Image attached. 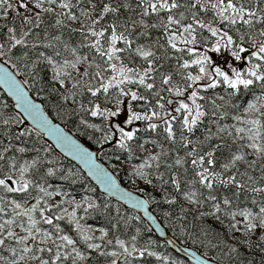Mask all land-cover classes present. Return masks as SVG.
I'll list each match as a JSON object with an SVG mask.
<instances>
[{
    "label": "snow or ice",
    "instance_id": "6c2138e0",
    "mask_svg": "<svg viewBox=\"0 0 264 264\" xmlns=\"http://www.w3.org/2000/svg\"><path fill=\"white\" fill-rule=\"evenodd\" d=\"M45 2L55 6L58 0H35L33 6L39 11L34 15L24 16L19 31L15 27L0 25V30L6 28L5 38L0 42V58L6 57L5 63H12L15 57L17 61H24L26 67L31 65L29 75L33 82H36L41 72H44V79L50 78L59 86L52 89L58 98L76 105L68 109L69 114L78 116L80 125L85 128L101 133L98 142L102 145L112 143L114 147L130 151L129 142L134 141L140 129H129V126L137 121H148L146 130L152 132L162 127L167 134L166 139L175 144L177 133L173 129V124L179 122L181 147L189 149V146H192L186 155L192 158L191 165L197 170L195 171L197 182L209 190L203 200L196 198V192L184 193V196L189 203L198 206L205 201L213 202V210L208 213L201 212L202 217L209 215L216 220L221 219L217 215L221 212V206L217 202V196L213 194L216 185L234 186L237 190L234 192L236 196L246 190L264 194V187L248 188V182L255 183V181L251 175H247V170L240 173L237 169L227 178H224L221 172L214 170L216 153L227 147L220 136L225 132L233 144H237V150L231 155L229 162L222 165L225 171L235 167L240 161L245 162L248 168H255L257 160L264 159V143L261 142L264 141V0H121L116 4L111 0H59L58 7L66 10L62 13H55L54 7H44ZM8 8H11L8 0H0V10L6 14ZM20 8L31 12L28 3L21 2L17 8L18 16ZM185 11L191 16L190 22L187 23ZM41 12L54 14L57 17L62 15L63 19H55L54 26L67 29L69 38L72 34L78 33L81 37L79 47H69V43L65 41L61 50L49 43L43 46L46 49L51 48V54L40 51L36 52L33 58L30 52L40 47L39 34L33 33V29H39L43 23ZM162 12H166V16H161ZM201 12H212V19H201L199 17ZM106 17L111 19L106 21ZM217 22L220 26L214 27L213 24ZM76 23L79 27L72 26ZM137 29H140L138 35L141 37L151 35L149 29H162L161 35L165 37V43H161L157 38L155 44L164 49L163 53L157 55L150 46L144 44L136 45L133 49L135 39L130 37L137 32ZM204 30L214 38L210 46L209 38L203 36ZM30 35L33 36L31 40L28 39ZM53 39L57 43L61 42L59 35ZM118 42H122L124 47H118ZM200 45L204 46L203 49ZM81 48H87L89 52L81 54ZM133 50L146 62V66L132 68L124 63L121 53H131ZM66 52L70 53L72 59L65 57ZM209 53L218 56L214 58ZM224 53L228 55L225 56ZM185 55L189 58L185 59ZM171 60H175V66L169 65L165 69V64ZM84 65L86 67H83V70L78 67ZM15 66L13 64V67ZM193 66L195 72L188 71ZM49 68L52 70L51 73L47 71ZM0 72L3 73L4 83H10L14 87L16 106L22 110L23 116L31 118L35 125L34 129L25 128L13 133L12 126L22 124L24 120L20 114L10 115L4 119V108L7 105L0 103V135L9 139L5 144L4 139L0 138V264H86L89 255L78 246L80 241H83L87 250L106 259L111 258L110 264H117V261L129 264L128 257L135 252H139L142 257L145 254L155 255L147 249H137L134 244L130 249L125 246V241L119 238L115 243L122 251H108V246L113 243L111 239L105 240L108 231L99 229L101 234L96 237L92 234L94 229L85 228L81 223L83 217H77L76 209L82 207L80 203H76L71 212L67 208H62L66 200L50 205L46 198L58 193L48 191L38 182L25 179V174L30 169L37 168L40 161L32 159L30 162L24 161L23 164H18L14 153L28 151V148L23 146V137L31 136L33 132L37 135L40 133L48 135V132L35 122L37 118L41 122L47 121L57 136L70 142L78 151L82 150L81 155L96 164L93 159L94 154L48 120L40 106L29 98L25 91V82L18 81L14 73L2 65ZM157 75L159 84H157ZM177 76L178 80L175 79ZM222 84L227 86L228 100L224 96L209 97L201 94L215 90ZM124 85L142 87L147 95L125 88ZM110 89H114L115 92L110 93ZM257 90L259 95H255ZM165 92L168 94L167 97L162 95ZM244 93L248 95L245 96ZM101 94L105 95V101L111 103L112 107L96 102ZM88 96L91 98L87 99ZM110 96H114V100H110ZM253 96L254 98H250ZM241 97L245 101L243 114L233 117L236 124L221 126L218 121L227 115L225 105L232 100V106L238 108L239 105L235 101L240 100ZM85 99H87L86 103ZM137 101L143 102L142 107H146L147 110L143 112L133 110L132 102ZM173 105L175 107H172ZM88 115L102 118V124L90 123L85 118ZM244 116L252 118L244 119ZM206 117L212 118V123L216 125V133H213L211 128H207L204 140L193 141L189 138L190 135H194L204 124ZM238 124L245 126H237ZM213 136H216L219 142L209 143ZM13 138L20 141L22 146L17 147L12 142ZM244 141L247 142L238 143ZM205 144H208V149L201 152ZM140 147L142 148L143 145ZM244 148L251 149L256 159L246 160V155L241 151ZM44 151L47 152L48 148L45 147ZM148 159L157 162L159 168L161 159L159 154L150 155ZM183 162L177 157L174 163L182 165ZM167 167L171 169L174 165L169 164ZM260 168L264 171V164H261ZM53 174L54 170L49 168L47 175ZM104 175L108 180L107 189L111 193L127 196L132 200L130 195L118 188L106 171ZM158 179L163 184L169 183V180L164 179L163 174H158ZM171 184L178 192L181 190L180 180L175 173L172 174ZM31 188H38L43 195L37 196L36 202L30 207H25L17 202L15 196L20 194L21 199H30ZM8 194L13 198L6 199ZM84 203L87 204L84 208L85 214L89 209L99 207L88 197H84ZM135 203L137 206H142L140 201ZM168 203L174 204L176 201L171 199ZM230 203L227 198L223 200L224 205ZM260 203L264 205V200ZM104 207L108 208V205L105 204ZM53 209H57L58 212H54ZM34 214H38V218ZM236 215V212L231 213L233 219ZM239 215L247 220L245 231L249 236L237 243L251 251H241L239 247L227 245L222 255L227 257L229 264H245L244 256L252 255L257 250L264 252V206L259 207L255 215L248 210H241ZM6 216L9 218H5ZM65 219L70 230L71 226H74L79 240L74 239L61 227L59 222ZM42 225L50 226V230ZM112 227H118V222ZM231 227L235 231H240L236 224H232ZM254 232L257 236L255 243L251 241V234ZM233 239H236L235 236ZM96 240L104 243L94 242ZM135 240L136 237L133 236L132 241ZM261 262L264 264V257L261 258ZM196 264H205V262L197 258ZM247 264L254 262L249 260Z\"/></svg>",
    "mask_w": 264,
    "mask_h": 264
},
{
    "label": "trees",
    "instance_id": "16d2710c",
    "mask_svg": "<svg viewBox=\"0 0 264 264\" xmlns=\"http://www.w3.org/2000/svg\"><path fill=\"white\" fill-rule=\"evenodd\" d=\"M112 3H120L121 0H111ZM139 11V9H137ZM182 11H184L182 9ZM55 12V11H54ZM36 11H26V13H20L17 15V10H15L8 18L0 16V25H7L10 27H15L18 31L20 26L23 24V17L26 15H34ZM56 13V12H55ZM166 12H162L161 16H166ZM0 15H4V12H1ZM95 15V13H94ZM131 15V14H130ZM186 20L185 22H190L191 16L190 13L185 11ZM213 16L212 12L199 13V17L205 20H211ZM41 17L43 23L39 29H33V33L39 34L40 47L36 50L30 52L33 58H35L36 52L43 51L46 54H51V48H45L43 45L52 43L57 48L62 50L63 42H68L69 47H79L81 37L78 33L72 34L69 38V33L67 29L57 28L54 26L55 19L63 17L55 16L54 14H45L41 12ZM111 18L106 17V21H109ZM153 22H155V16H153ZM123 18L121 19V23ZM70 23V22H69ZM105 23V22H102ZM73 27H79L75 24H72ZM214 27H219V23L213 24ZM122 30V29H121ZM140 29H137V32L134 33L130 39H135L136 45L144 44L150 46L157 55H161L164 51L163 48H160L159 45L155 44L157 38L160 39L161 43H165V37L161 35L162 29H149L151 35L139 36L138 32ZM6 34V28L0 30V42L3 41ZM232 34V33H230ZM61 36V42L57 43L53 37ZM203 36L209 38V46L214 42V38H211L210 33L206 30L203 32ZM28 39H33V36H29ZM118 47H124L122 42H118ZM203 49V45H200ZM15 51V50H13ZM171 51V50H170ZM89 49L81 48L80 53H88ZM94 55V52L92 53ZM65 57L72 59L70 53H64ZM214 58H217L218 54L209 53ZM227 56V53H224ZM122 59L128 67L132 68H143L146 66V62L138 55L135 54L134 50L131 53L125 52L121 53ZM185 59L189 57L185 55ZM7 58H0V61L8 65L11 70L17 75V77L25 82L24 85L28 88L29 92L41 103L43 104L45 110L50 114V116L63 124L69 131L79 137L84 143L94 148H101L99 150V158L102 160L118 177L120 182L128 187L129 189L142 194L147 199L151 211L161 222V224L166 228L167 232L173 236L180 243L187 245L191 248L196 249L204 256L209 257L221 264H229L226 256L222 255L225 247L227 245H232L241 248V251H251V249H245L241 244L237 243L238 239H233L236 232L232 229L231 225L236 224L240 231L244 230L245 227L240 220L237 219V215L241 210H248L255 213L258 212L259 207L264 206L260 203L261 200H264V194H256L251 191H244L239 196L234 195V192L237 190L234 186H222L216 185L213 191V194L217 196V202L220 203L221 212L217 213L221 217L220 220H216L214 217L205 215L201 216V212H211L212 203L210 201H205L201 205L191 204L185 198L184 193L196 192V198L203 200V197L208 195L209 190L203 188L197 181L198 177L195 176V171L191 165V157L186 155V152L192 147L189 146V149H184L181 147L179 140V122L173 124V129L177 133V142L175 144L171 143L166 139V133L163 131V128H159L156 132L146 130V125L148 121H137L133 125L129 126L131 128H139L140 131L137 133L134 141L129 142L131 150H124L118 147H114L112 143L101 144L98 142V138L101 136V133L95 132L94 129L85 128L80 125L79 117L76 115H70L68 109L76 107L71 101L64 102L62 99L52 91L55 84L51 79H44V72H41L40 77L36 82H33L32 77L29 75L31 71V65L25 66L24 61H17L16 58H13L12 63H5ZM60 59V58H58ZM91 59V56H90ZM222 62V61H221ZM175 60L168 61L165 64V69L169 65L175 66ZM233 63H235L233 61ZM13 64L16 66L13 67ZM82 67L83 70L84 66ZM94 71V69H92ZM163 70V69H162ZM51 73V68L47 70ZM188 71L195 72V66ZM75 74V73H74ZM110 75V73H108ZM179 79V77H175ZM157 84H159V76L157 75ZM125 88H131L134 91H139L141 94L147 95L145 90L142 87L137 85H124ZM62 91V90H61ZM114 89H110V93H114ZM202 95L211 96H224L228 100L227 96V86L220 85L215 90H209L208 93L201 92ZM166 97L168 94L162 93ZM247 96V93H244ZM255 95H259L257 90ZM91 97L88 96L87 99ZM250 98H254L250 97ZM85 99V103L87 102ZM110 100H114V96L109 97ZM234 99V98H233ZM151 100V97H150ZM97 103H102L105 106L112 107L111 103L105 101V95L101 94ZM127 99L125 98V103L127 104ZM239 105L238 108L232 106V100H229V103L225 105V111L227 115L224 119L219 120L218 123L221 126H231L236 124V121L233 119L234 116L242 115L243 108L245 106V101L243 97L240 100L235 101ZM0 103L6 104L7 107L4 108V119H7L10 115H18L12 106V103L5 95L0 91ZM143 102H132L133 110L137 112L146 111V107H142ZM154 104V100H152ZM172 107H175L173 105ZM175 114V113H174ZM90 123L97 125L102 124V118L91 117L90 115L85 117ZM159 122V121H156ZM239 125V124H238ZM237 125V126H238ZM27 127V124L23 122L19 125H13V133H18ZM207 128H211L213 133H216V125L212 123V118L206 117L204 119V124L195 132L194 135H190V139L193 141H202L204 140V135L206 134ZM187 135V133H185ZM234 135V133H233ZM221 138L224 139L227 147L222 148L216 153V165L215 171L221 172L224 178H227L228 175L236 172L237 169L240 173H244L247 170V175H251L254 178L255 183L252 181L248 182V188L251 187H264V171L261 170L260 165L264 164L263 162L257 160V166L255 168H248L247 164L243 161L237 162L235 167H230L227 171L222 168V165L228 163L230 157L237 150V144H233L231 138L228 137L227 133H221ZM0 138L4 139V143L7 144L9 139L0 135ZM24 144L23 146L28 148L26 153L15 152L16 160L18 164H23L24 161H31L32 159H38L40 164L35 169H30L28 173L25 174V179L32 180L33 182H38L41 186H44L50 192H66V199L71 197L81 196L88 197L95 204L99 205L96 209H89L88 213L85 214L84 208L87 207V204L84 203L81 208L77 209V216L83 217L81 223L86 226L93 228L105 229L108 231V236L105 240L111 239L113 241L112 245L108 246V251H122L119 249V246L116 245L115 240L117 238L125 241V246L131 247L133 244L139 250L147 249L149 252L155 253L153 256H148L145 254L143 257L139 255V252H135L131 255L130 260L136 262L137 264H165L164 256H168L172 264H190L186 260L180 258L174 254L162 241L157 239L147 224L140 218V216L130 210L125 209L123 206L117 204L113 200L107 198L104 195H101L95 186L88 181V179L69 161L63 159L59 156L50 145L44 141L41 135H37L35 132L31 136L23 137ZM146 141H148L146 143ZM12 142L17 146H22L21 142L18 140L12 139ZM219 140L216 136H213V139L209 142L211 144L217 143ZM238 142V143H246ZM140 145H143L141 148ZM47 147L48 151L45 152L44 148ZM208 149V144L204 145V148L201 149V152ZM241 151L246 155V160L251 161V159L246 154V148L241 149ZM160 155L161 159L159 161V168H157V162L150 161L148 157L150 155ZM179 157L184 162L182 165H175V159ZM143 164L148 167V170L158 179V174H163L164 179L169 180L168 184H163L160 179H158L157 185H152L149 189L143 188L142 183L136 175V165ZM174 165L173 168H168L167 165ZM51 168L54 170V174L49 176L47 175L48 169ZM175 173L180 180L181 190L178 192L176 188L171 184L172 174ZM238 179L240 177L238 176ZM246 179V177H245ZM31 198L30 199H21L20 194H17L15 198L17 202H27L34 200L36 202L37 196H42V193L39 192L38 188H31ZM13 196L8 194L6 199H12ZM227 198L231 201L229 205H224L223 200ZM47 199V198H46ZM174 199L176 203L170 204L168 200ZM255 201V203H254ZM34 202V203H35ZM48 202V200H47ZM32 203V204H34ZM44 201H41L43 206ZM49 204V203H48ZM107 204L108 208H105L104 205ZM52 205V204H51ZM29 205L28 207H30ZM186 209V211H184ZM9 213L11 209L9 208ZM54 212H58L57 209H53ZM232 212H236L237 215L233 219L231 216ZM37 215L38 214H34ZM139 217V219H136ZM5 218H9L6 216ZM26 220V219H25ZM118 222V227L113 228L112 225ZM61 227L65 229V232L72 235L74 239L79 240L74 226H70L67 223V219L59 222ZM45 229L50 228V226L42 225ZM135 236L136 240L132 241V237ZM97 237V236H96ZM253 243L257 242V239H251ZM96 243L103 244V241L96 240ZM82 251H85L86 255H89V259L86 261V264H110L111 258H104L99 256L97 253L92 252L91 250L86 249V245L83 244V241L79 242L78 245ZM264 257V252H259L252 255L244 256L245 264L247 261L251 260L254 264H262L261 258Z\"/></svg>",
    "mask_w": 264,
    "mask_h": 264
},
{
    "label": "water",
    "instance_id": "95a60500",
    "mask_svg": "<svg viewBox=\"0 0 264 264\" xmlns=\"http://www.w3.org/2000/svg\"><path fill=\"white\" fill-rule=\"evenodd\" d=\"M0 65L8 68L9 71H12L8 65L2 63L1 61ZM14 75L16 76V79L18 81H21L15 73ZM24 87L25 91L29 95V98L32 100L33 103L40 106L41 111L45 114V116L51 123L63 129L66 135L70 136L73 140L76 141V143L80 144L83 148L87 149L89 152H92L94 154L93 159L95 163L101 168L98 167L96 164H93L86 157L82 156V150L78 151L74 146L70 144V142H66L62 137L57 136L55 130H53L51 126L47 124V121L41 122L38 118L35 121L44 131L48 132V135L43 133L39 134L41 135L42 139L46 141L59 156L72 163L88 179V181H90L95 186V188L101 195H104L107 198L113 200L117 204L123 206L125 209L138 214L140 218L147 224V226L150 228V230L157 239L162 241L174 254L186 260L190 264H196L197 258L204 261L205 264H221L213 259H210L207 256H204L196 249L180 243L173 236H171L167 232L166 228L161 224V222L151 211L150 205L145 196L134 192L133 190L123 185L116 176V174L102 160H100L99 150L104 146H102L101 148H94L84 143L79 137L69 131L63 124H60L59 122L54 120L50 116V114L45 110L41 101L36 99L29 92L28 88L25 85ZM0 91L5 95L6 98H8V100H10L14 111L22 116L24 122L28 125V127L34 129L35 125L33 124L31 118L23 116L22 110L16 106L17 100L15 99L14 87L10 83H4V76L2 72H0ZM104 171H106L112 177L118 188L123 193L132 197V200H129L127 196L122 197L119 194H113L107 189L108 180L107 177L104 175ZM136 201L142 202V206H137L135 203ZM121 262L122 261H118L119 264Z\"/></svg>",
    "mask_w": 264,
    "mask_h": 264
},
{
    "label": "rangeland",
    "instance_id": "374dc122",
    "mask_svg": "<svg viewBox=\"0 0 264 264\" xmlns=\"http://www.w3.org/2000/svg\"><path fill=\"white\" fill-rule=\"evenodd\" d=\"M8 2L11 4V8H8L7 11H6V14L3 10H0V14L1 12H4V15H0L1 17H4V20L5 18H8L15 10H17L18 8V5L21 3V2H25V3H28V6H29V9H31V11H39L38 9H36L33 5H34V2L35 0H8ZM58 3H59V0H58ZM58 3L57 5L53 6V5H48L46 2L45 4L43 5L44 7H54V11L56 13H62L63 11H66V10H61L59 7H58ZM27 10L23 9V8H20L19 9V12L20 13H26ZM61 17H63L61 15ZM71 23V22H70ZM75 25L79 26L78 23H76ZM80 68V67H79ZM82 68V67H81ZM80 68V69H81ZM82 70V69H81ZM56 87H59L58 85L55 84ZM63 91V89H61ZM245 107V106H244ZM244 111V108L242 110V112ZM244 119H251L252 117L251 116H244L243 117ZM121 119H123V117H121ZM238 126H245L243 124H239ZM28 127V125H27ZM235 135V133H234ZM262 143H264V141H261ZM246 154L251 158V159H256L254 153L252 152L251 149H247L246 148ZM259 161L263 162L264 163V159H258ZM136 175L137 177L139 178L140 182L142 183L143 185V188L145 189H149L152 185H157L158 184V179L148 170V167L146 165H143V164H137L136 165ZM148 181H151V183H149ZM55 193H58V194H54L52 195L50 198H47L48 200V203L51 205H55V204H58L60 203L62 200H66L67 202L62 204V208H67L69 212L73 211V209L75 208V204L76 203H80L82 206L83 205V200L84 198L81 197V196H73L71 197L70 199H66V192H55ZM43 195V194H42ZM35 201L32 199L30 201H27V202H22L21 204L25 207H28L29 205H31L32 203H34ZM77 210V209H76ZM78 218H80L79 216H77ZM26 219V218H25ZM237 219L240 220L242 222V224L246 225L247 223V220L245 219V217L241 216V215H237ZM256 222V221H254ZM85 228L87 227H90V226H86L84 225ZM92 229H94L93 231V235L94 236H97L99 237L100 236V231H99V228H93L91 227ZM47 230H50V228H46ZM17 231H19V229H17ZM249 236V234L244 230L242 231H238L236 232L235 234V237L238 239V241H243L245 238H247ZM251 239H257V236H256V233H252L251 234ZM130 257H128V261H129V264H137L136 262H133L132 260H130ZM167 258L166 260L164 259V263L165 264H172L170 258L168 256H164V258ZM117 264L118 261H117ZM122 264V262L120 263Z\"/></svg>",
    "mask_w": 264,
    "mask_h": 264
}]
</instances>
